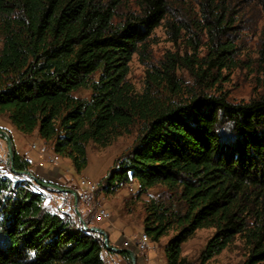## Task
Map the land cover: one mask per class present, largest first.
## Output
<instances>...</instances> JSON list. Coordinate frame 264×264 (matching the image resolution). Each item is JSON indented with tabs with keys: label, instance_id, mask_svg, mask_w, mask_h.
<instances>
[{
	"label": "trees",
	"instance_id": "obj_1",
	"mask_svg": "<svg viewBox=\"0 0 264 264\" xmlns=\"http://www.w3.org/2000/svg\"><path fill=\"white\" fill-rule=\"evenodd\" d=\"M127 2L0 0V115L25 135L37 130L78 173L88 165L90 142L107 147L137 128L133 146L103 181L107 190L137 182L139 194L164 186L179 200L150 202L143 221L152 242L176 231L167 263L182 264V245L213 228L203 262L240 238L245 264H264V91L231 103L183 95L174 79L181 61L201 69L233 61L236 45L218 38L228 28L224 2L200 4L205 18L215 12L207 26L214 30L209 60L168 55L161 69L147 72L142 93L128 79L130 65L167 18L169 0H134L135 8ZM259 61L264 72V43ZM80 90L89 97L77 96ZM30 168L14 145V169ZM26 178L0 174V264H104L109 254L130 260L74 216L57 212Z\"/></svg>",
	"mask_w": 264,
	"mask_h": 264
},
{
	"label": "rangeland",
	"instance_id": "obj_2",
	"mask_svg": "<svg viewBox=\"0 0 264 264\" xmlns=\"http://www.w3.org/2000/svg\"><path fill=\"white\" fill-rule=\"evenodd\" d=\"M214 1L217 4L223 1L226 6L222 17L228 26L227 33L224 37L218 38L234 42L236 45L234 59L226 66L212 67L203 64L202 69L198 63L188 65L185 61H181L175 71V85L181 89L183 95L223 96L231 103L256 99L264 91V72L259 61V50L264 43V9L260 5V0ZM201 2L202 0H169L167 18L131 62L128 79L137 92H143L147 72L161 69V64L168 55L181 59L209 60L210 39L214 30L210 33L207 26L214 20L215 12L205 18L200 10ZM127 3L129 8H135L134 0H128ZM1 39L0 33V47ZM89 95L88 90H80L77 93V96L81 97H89ZM1 127L10 131L11 134L9 132L8 134L12 135L15 147L27 153L40 168L47 171L59 168L60 174L68 180H73L76 186H79L83 178L99 185L94 203L111 214L110 220L99 219L96 215L97 208H92L90 205H82L81 210L85 222L91 227L106 231L111 246H115V240L120 238H135L143 234L146 207L150 202L178 206L179 200L164 186L153 187L141 194L137 182L131 183L133 190L129 189L130 184H123L111 190L105 188L103 178L112 171L115 161L133 146L137 137V128H133L130 134L119 137L107 147L90 142L87 146L88 165L78 173L68 158L58 156V161L53 166L47 164L45 157L38 151L31 149L32 144L46 146L51 156H56L51 150L52 143L46 144L37 130L31 135H24L11 125L7 115H0ZM0 145L8 154L7 144L2 136H0ZM9 165L8 160L4 167H0V174L13 177V172L7 170ZM214 232L213 228L197 230L182 245V264H245L248 250L240 238H236L221 254L203 262L202 251ZM175 234L176 231L171 230L158 242L149 239V247L145 252L144 248H138L134 244L135 248L132 250L136 253V264H168L165 249ZM104 264H131V260L126 261L109 254L104 257Z\"/></svg>",
	"mask_w": 264,
	"mask_h": 264
},
{
	"label": "built area",
	"instance_id": "obj_3",
	"mask_svg": "<svg viewBox=\"0 0 264 264\" xmlns=\"http://www.w3.org/2000/svg\"><path fill=\"white\" fill-rule=\"evenodd\" d=\"M31 149L36 150L41 155H43L45 157V161L47 164L55 166V164L58 161V159H55L53 156H51L46 146H38L36 144H32ZM8 157L9 156L5 152L3 146L0 145L1 168L4 167L6 163H8L9 160ZM7 170L12 173L10 165L8 166ZM79 185L81 186V195H77V203H78L77 206H76V198L74 197V195H71V193L68 192L59 191V197H54V199H60L63 202L64 207L78 209L80 211L81 218L84 220V222H85V218L83 215V211L81 210V206L84 204L90 205L92 206V208H97L96 215L98 216L99 219L110 220L111 214L107 210L96 206V204L94 203V198H95L94 196L95 193L99 190V185L96 182L87 180L85 178L81 180ZM130 186L133 187V184H130ZM48 189H54V188H48ZM130 242L141 243V245H143L144 252L147 251L149 247V242H143L142 237L140 235H138L135 238H125L122 247L121 246H114V247L130 249Z\"/></svg>",
	"mask_w": 264,
	"mask_h": 264
},
{
	"label": "water",
	"instance_id": "obj_4",
	"mask_svg": "<svg viewBox=\"0 0 264 264\" xmlns=\"http://www.w3.org/2000/svg\"><path fill=\"white\" fill-rule=\"evenodd\" d=\"M0 136L5 138V141H6V144H7V148H8V156H9L10 168H11L13 173H16V174H18L20 176H25V177L31 178L38 186H40L42 188H45V189L46 188H54V189H57L59 191L71 193L76 198V206H77V204H78L77 203V194H76V192L74 190H71V189H68V188H64V187H61V186L56 185V184L44 182V181L40 180L38 177H36L34 175V173H32L31 171H16L14 169V143H13V139L8 134V132L6 130H3V129H0ZM76 214L80 218L81 223L85 226L86 223L81 218V214H80V211L78 209H76ZM91 231L97 232L98 234H100L103 237V243H104V246L107 249L115 251V252H118V253L126 252L130 256L131 264H136L137 257H136V253H135L134 250L127 249V248H116L114 246L109 245L108 234L103 229L91 227Z\"/></svg>",
	"mask_w": 264,
	"mask_h": 264
},
{
	"label": "crops",
	"instance_id": "obj_5",
	"mask_svg": "<svg viewBox=\"0 0 264 264\" xmlns=\"http://www.w3.org/2000/svg\"><path fill=\"white\" fill-rule=\"evenodd\" d=\"M12 125V124H11ZM13 126V125H12ZM14 127V126H13ZM1 129L3 130H6L7 132L10 133V131L8 129H5L3 127H1ZM18 131V130H17ZM11 134V133H10ZM23 135V134H22ZM25 135V134H24ZM12 136V135H11ZM17 151L22 155L24 156L26 159H28L30 162H31V168H30V171L32 173H34V175L36 177H38L40 180L44 181V182H48V183H52V184H56V185H59L61 187H64V188H68V189H71V190H74V191H77L79 190V186L75 185L74 184V181L73 180H68L66 178H64L60 172H59V168H52L50 169L49 171L43 169V168H40L38 166L37 163H34L32 160H31V157L27 154V153H24L22 152L20 149H18L16 147ZM34 169V170H33ZM79 187V188H78ZM124 239L125 238H120L118 240H115V246H123V242H124ZM135 244V242H130V248L133 249L135 247H133V245Z\"/></svg>",
	"mask_w": 264,
	"mask_h": 264
},
{
	"label": "bare ground",
	"instance_id": "obj_6",
	"mask_svg": "<svg viewBox=\"0 0 264 264\" xmlns=\"http://www.w3.org/2000/svg\"><path fill=\"white\" fill-rule=\"evenodd\" d=\"M53 157L55 159H58V156H53ZM27 178H29V177H27ZM29 180L34 182L31 178H29ZM34 184H36V183L34 182ZM36 186L39 189L45 191L46 200L54 206V208L56 209L57 212L62 213V214L72 215V216H74L76 218V220L79 223H81L80 219L76 215V209L64 207V204H63V202L60 199H54V197H59V190H57V189H48V188L45 189V188H42V187L38 186L37 184H36ZM79 187H78L79 191L78 190L75 191L77 195H81V186L79 185ZM129 189L133 190V187L130 186ZM82 227L86 231H91V227H89L87 224L85 226L82 224ZM140 236L142 237V241L143 242H149V237L146 234H141ZM135 244H136V246L138 248L139 247L143 248V245H141V243L135 242Z\"/></svg>",
	"mask_w": 264,
	"mask_h": 264
}]
</instances>
